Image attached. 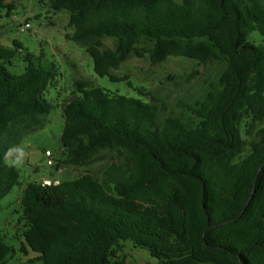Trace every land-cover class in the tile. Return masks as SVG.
Here are the masks:
<instances>
[{
  "label": "trees",
  "instance_id": "1",
  "mask_svg": "<svg viewBox=\"0 0 264 264\" xmlns=\"http://www.w3.org/2000/svg\"><path fill=\"white\" fill-rule=\"evenodd\" d=\"M67 10V37L83 44L95 71L112 73L140 42L153 63L171 56L226 68L197 122L161 119L154 98L112 93L77 80L65 100L61 164L84 167L116 152L100 177L90 172L22 186L24 242L42 264H128L123 242L147 248L160 264H264V0H50ZM13 3L0 0V18ZM2 24L0 23V33ZM116 41L115 48L103 39ZM23 49L0 44V201L22 185L10 154L40 128L53 106L44 95L54 70L31 53L22 74L8 64ZM133 86L132 82L128 81ZM61 164L57 165V169ZM65 176V174H64ZM14 249L0 236V264Z\"/></svg>",
  "mask_w": 264,
  "mask_h": 264
},
{
  "label": "rangeland",
  "instance_id": "2",
  "mask_svg": "<svg viewBox=\"0 0 264 264\" xmlns=\"http://www.w3.org/2000/svg\"><path fill=\"white\" fill-rule=\"evenodd\" d=\"M7 2L13 3L14 8L2 12L0 44L13 47L14 40H17L23 47L12 64L7 65L9 71L16 75L22 74L27 65L23 57L29 52L34 55L36 63L55 73L44 95L53 106L51 112L46 116L42 128L22 138L18 147L24 151L23 157L20 160H9L20 169L22 185L14 186L0 201V236L14 249L7 264H42L37 260L30 262L38 254L24 242L26 221L21 203L22 186L33 181L47 182L45 178L53 182L62 180L68 171L71 172V178L86 172L98 178L116 155L114 151L103 150L101 154L104 159L84 167L60 163L64 159L61 141L64 128L62 104L79 95L76 81L89 80L109 92L132 97H143L138 91L141 88L147 94L143 97L147 101L156 99L161 119L178 115L185 120L197 122L191 108L204 100L213 85L218 84L227 63L224 58H220L203 64L180 56H171L164 62L153 63L149 54L152 43L140 42L137 50L141 55L133 52L119 68L112 70L116 76H128V80L112 81L108 76L96 73L93 58L83 44L67 37V34L74 32V27L69 25V11H54L50 0ZM28 23L30 26L26 27ZM249 40L264 46V36L258 31H253ZM103 42L105 47L116 46L113 38L106 37ZM46 150L52 152L54 166L48 165ZM59 164L61 166L57 169ZM121 255L126 257L128 264H160L159 259L147 248L136 247L130 240L123 242Z\"/></svg>",
  "mask_w": 264,
  "mask_h": 264
},
{
  "label": "crops",
  "instance_id": "3",
  "mask_svg": "<svg viewBox=\"0 0 264 264\" xmlns=\"http://www.w3.org/2000/svg\"><path fill=\"white\" fill-rule=\"evenodd\" d=\"M24 153V151L23 150H21L19 147L17 148V149H14L12 152H11V154H10V158L11 159H19L20 160V158H22L23 156H22V154ZM64 170V169H63ZM44 180H47V182H50V180L49 179H44ZM56 182H59V180H56Z\"/></svg>",
  "mask_w": 264,
  "mask_h": 264
},
{
  "label": "built area",
  "instance_id": "4",
  "mask_svg": "<svg viewBox=\"0 0 264 264\" xmlns=\"http://www.w3.org/2000/svg\"><path fill=\"white\" fill-rule=\"evenodd\" d=\"M25 26L26 27H29L30 24L28 23ZM45 156L48 158V161H47L48 165L49 166H54L55 165V161L53 160V154H52V152L50 150H46L45 151Z\"/></svg>",
  "mask_w": 264,
  "mask_h": 264
},
{
  "label": "water",
  "instance_id": "5",
  "mask_svg": "<svg viewBox=\"0 0 264 264\" xmlns=\"http://www.w3.org/2000/svg\"><path fill=\"white\" fill-rule=\"evenodd\" d=\"M77 97L75 96L73 99H71L70 101H74ZM69 176V172H65V177H68Z\"/></svg>",
  "mask_w": 264,
  "mask_h": 264
}]
</instances>
